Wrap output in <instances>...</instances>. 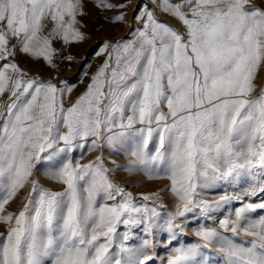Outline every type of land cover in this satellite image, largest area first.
<instances>
[{
	"label": "snow or ice",
	"instance_id": "6c2138e0",
	"mask_svg": "<svg viewBox=\"0 0 264 264\" xmlns=\"http://www.w3.org/2000/svg\"><path fill=\"white\" fill-rule=\"evenodd\" d=\"M92 2L115 13L105 17L109 23L129 22L127 3ZM153 3L183 31L144 6L133 17L141 25L135 38L100 46L104 62L66 108L72 85L25 79L15 58L23 54L49 69L59 67L57 58L72 62L64 51L87 38L79 19L86 15L84 0H0V97L8 94V103H0V264H153L155 242L148 237L155 228L169 233L166 264H204V249L217 245L222 264H264V217L247 215L264 209V90L253 95L257 70L264 68V6L254 0ZM105 144L123 148L142 166L121 170L170 182L166 191L178 203L163 225L155 206L134 203L112 183L113 169L102 156L81 164L70 155ZM42 162H50L46 175L62 191L39 187L33 176ZM242 176L256 179L246 195H261L260 202L227 194L215 203L198 199L199 190ZM29 184L18 212L7 211ZM100 194L114 203H98ZM233 199L240 206L234 220L231 212L219 220L222 231L198 220V242H179L187 213L199 209L211 219ZM121 223L142 226L139 246L127 244L128 232L118 240ZM228 232L252 239L236 241Z\"/></svg>",
	"mask_w": 264,
	"mask_h": 264
},
{
	"label": "rangeland",
	"instance_id": "374dc122",
	"mask_svg": "<svg viewBox=\"0 0 264 264\" xmlns=\"http://www.w3.org/2000/svg\"><path fill=\"white\" fill-rule=\"evenodd\" d=\"M112 3H127L128 6L124 10L127 13L128 23L124 24H111L105 17L115 15L114 12H101L93 4L92 0H84L86 15L79 17L83 23L81 29L87 37L83 42L75 44L64 51V55H72L74 60L69 62L67 60H60L57 58L56 69H49L42 63H36L30 60L23 54L18 55L15 59L19 63V66L27 73V78H36L43 81H52L56 83L61 81L59 87L65 85H72L73 89L71 93H68L64 97V106L67 108L70 103L73 102L78 96H80L91 82L92 76L96 73L97 69L105 60V55H97L100 51V46L105 42L114 44L119 41L129 42L135 38V29L140 28L134 19V15L139 12L141 8L147 6L152 10L156 16V19L170 25L178 31H183L181 25L177 20L169 15L160 12L153 0H110ZM173 3H180V0H172ZM257 6H264V0H254ZM186 10V9H185ZM50 26V22H49ZM54 47L60 48L59 42H54ZM254 91L253 95H259L261 90H264V68L258 69L254 78ZM0 103H8V94L0 97ZM167 111L166 108H163ZM140 127V125H135ZM114 131H120V129H114ZM91 138L89 140V143ZM130 141L126 140V144ZM150 148L154 151V146L150 145ZM71 157L74 161H79L81 164L88 163L95 160L97 156H102L105 167L113 169L109 172V179L123 189L126 193H130L134 197V203L140 205L147 203L150 207L155 206L157 211L161 214L156 217V220L160 225L164 224V221L168 218V214H174L176 211L175 205L178 203L170 190V182L166 179H147L143 171L140 170H121L126 169L129 165H132L134 169H139L142 166L137 164L135 158L130 155L128 151L123 148L110 149L106 144L104 147H97L93 151H88L87 148H77L72 152ZM114 162V163H113ZM50 162H42L37 165V170H34L33 178L38 180V185L48 191H62L63 185L58 184L48 179L46 172L48 164ZM258 171V170H254ZM256 182V179L251 176H242L234 181H219L213 187L199 190L198 199L206 201L208 203H215L219 200L221 195L227 194L228 196H241L244 202H248L250 199L252 202H260L261 195L249 197L246 193L249 191L251 185ZM31 185H27L22 189L17 197L6 206L9 212H18L21 202L25 196H27ZM142 195H152L153 199L150 201H143ZM98 203L112 204L113 201H106L103 194L98 195ZM240 206V201L235 199L222 204L221 208L217 211L210 213L211 219L202 214L199 209H194L193 212L187 213V227L183 231L177 229L178 240L181 244L196 243L197 238L193 235V227H195L196 221H202L203 223L219 229V220L229 216L231 212V219H235L234 210ZM251 218L259 219L264 217V209H257L255 212L247 214ZM5 231V226L0 224V232ZM128 232L130 239L127 244L129 246H139L142 243L145 234L141 225H128L125 226L122 223L117 225L118 240L122 239L123 233ZM225 235L232 237L236 241H250L252 238L243 235V233L233 234L231 232L225 233ZM169 233L166 228H155L154 235L148 237L150 240H154L155 248L151 250V254L154 257L153 264H166L168 255L170 254L171 246L168 245ZM176 240H173L172 244L175 245ZM205 255L202 258L204 264H216V261H221L222 256L218 251V245L209 249H204Z\"/></svg>",
	"mask_w": 264,
	"mask_h": 264
}]
</instances>
